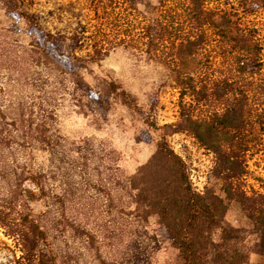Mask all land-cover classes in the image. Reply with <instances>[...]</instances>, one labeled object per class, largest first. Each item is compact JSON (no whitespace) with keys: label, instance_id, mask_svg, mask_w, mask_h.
<instances>
[{"label":"rangeland","instance_id":"obj_1","mask_svg":"<svg viewBox=\"0 0 264 264\" xmlns=\"http://www.w3.org/2000/svg\"><path fill=\"white\" fill-rule=\"evenodd\" d=\"M244 1L0 0V264H174L126 188L161 135L264 264V6ZM232 107L249 150L182 124Z\"/></svg>","mask_w":264,"mask_h":264},{"label":"trees","instance_id":"obj_2","mask_svg":"<svg viewBox=\"0 0 264 264\" xmlns=\"http://www.w3.org/2000/svg\"><path fill=\"white\" fill-rule=\"evenodd\" d=\"M244 3L246 11L264 6V0H255L250 5L248 1ZM145 28L152 29L151 25ZM184 53L186 58H190L191 54ZM183 63L188 64L187 60ZM190 86L193 87V84L190 83ZM122 94L129 106H135L129 99L130 96L124 91ZM237 115L240 120L242 114L232 107L210 120L194 117L185 109L182 113V124L199 140L217 151L222 148L223 140H228L222 132H232L235 134L233 140L237 146L249 150L241 129L232 123L234 119L238 121ZM148 124L156 128L153 121ZM3 138L9 142L8 135L5 134ZM226 159L221 157L222 162L229 161ZM238 168L244 170L242 165H238ZM126 188L133 199L131 213L134 218L144 228L154 220L156 228L150 231L151 235L156 241H164L174 249V264H244L247 261L249 252L242 243L244 237L235 227L227 228L222 225L228 210L227 204L213 191L199 193L194 190L184 159L164 136L161 135L156 140L155 150L148 160L127 177ZM125 210L127 209L123 208ZM258 212L264 214L262 209ZM263 214L261 222L264 226ZM35 226V235L39 239H45L46 231L39 224ZM217 227L222 229L218 240L213 237ZM35 247V244L29 246L28 254L32 256V261L35 258ZM142 256L143 262L147 261L144 250Z\"/></svg>","mask_w":264,"mask_h":264}]
</instances>
